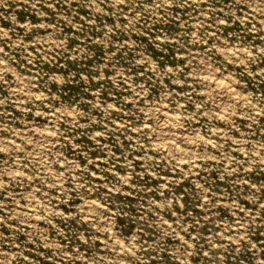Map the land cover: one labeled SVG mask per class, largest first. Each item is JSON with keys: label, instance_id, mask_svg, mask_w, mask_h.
<instances>
[{"label": "rangeland", "instance_id": "rangeland-1", "mask_svg": "<svg viewBox=\"0 0 264 264\" xmlns=\"http://www.w3.org/2000/svg\"><path fill=\"white\" fill-rule=\"evenodd\" d=\"M0 264H264V0H0Z\"/></svg>", "mask_w": 264, "mask_h": 264}, {"label": "bare ground", "instance_id": "bare-ground-1", "mask_svg": "<svg viewBox=\"0 0 264 264\" xmlns=\"http://www.w3.org/2000/svg\"><path fill=\"white\" fill-rule=\"evenodd\" d=\"M215 80H216V79H215ZM215 80H214V81H215ZM214 83H215V82H214ZM216 85H218V84H216Z\"/></svg>", "mask_w": 264, "mask_h": 264}]
</instances>
